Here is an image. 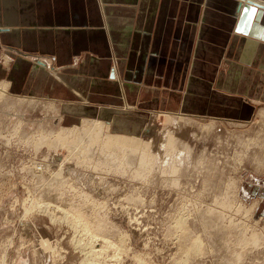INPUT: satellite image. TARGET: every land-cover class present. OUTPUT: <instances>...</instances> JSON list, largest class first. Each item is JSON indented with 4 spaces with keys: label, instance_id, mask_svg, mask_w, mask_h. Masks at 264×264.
Returning <instances> with one entry per match:
<instances>
[{
    "label": "rangeland",
    "instance_id": "374dc122",
    "mask_svg": "<svg viewBox=\"0 0 264 264\" xmlns=\"http://www.w3.org/2000/svg\"><path fill=\"white\" fill-rule=\"evenodd\" d=\"M6 99L0 264H264V243L247 239L252 231L264 238V216L238 194L251 174L263 173L264 118L157 113L138 134L148 144L141 161L140 148L113 154L89 144L82 121L111 131L109 122L88 118L70 127L51 100L10 88ZM63 129L66 143L56 137Z\"/></svg>",
    "mask_w": 264,
    "mask_h": 264
},
{
    "label": "crops",
    "instance_id": "0c3cea01",
    "mask_svg": "<svg viewBox=\"0 0 264 264\" xmlns=\"http://www.w3.org/2000/svg\"><path fill=\"white\" fill-rule=\"evenodd\" d=\"M0 80L70 127L264 118V0H0ZM262 171L238 194L264 216Z\"/></svg>",
    "mask_w": 264,
    "mask_h": 264
},
{
    "label": "bare ground",
    "instance_id": "6f19581e",
    "mask_svg": "<svg viewBox=\"0 0 264 264\" xmlns=\"http://www.w3.org/2000/svg\"><path fill=\"white\" fill-rule=\"evenodd\" d=\"M9 84L7 83V82H0V101L1 100H3L4 101V99H6V97H7V94H8V90H9ZM18 99H20V98H18ZM7 100V99H6ZM21 100H24L23 98L21 99ZM7 102H9V101H7ZM23 102V101H22ZM10 103V102H9ZM19 103H21L20 101H19ZM20 106H21V104H20ZM15 107H16V105H15ZM57 110V109H56ZM264 115V114H263ZM169 121H170V119H169ZM109 122V121H108ZM109 123H111V131H110V126L108 125V126H105L104 124H102V123H97V122H94V124H93V126H90V125H88L87 124V120H83L82 121V124H86L85 126L83 125V130H82V132L85 134L86 133V130L87 131H89L88 132V135H87V133L85 134V135H87V137H88V139H89V144L90 145H92L93 147L95 146V147H98V146H101L102 148H100L101 149V152H103L104 150H105V152L107 151L108 153H109V151H111L113 154H114V152L115 151H117L116 149H123L124 151H127L128 152V155L129 154H132L133 153V155H135L134 153H136L137 151H138V149L140 148L141 149V154L142 155H140L139 154V156H142L141 157V161H144L145 159H146V156H148L147 155V153H146V150H147V147H148V144H146V143H143L142 142V140H140L138 137H139V135H138V133L136 134V132H135V129H133L132 130V132L131 133H128L127 135L125 134L126 132H118L117 130H116V128H114V125H115V123H114V121H110ZM21 126V125H20ZM66 127V126H65ZM67 127H69V126H67ZM68 130V129H67ZM70 130V129H69ZM63 131H64V129H63ZM65 131H66V129H65ZM64 131V133H62V134H57L56 135V137L59 139V141L60 142H63V143H66L65 141H67V139H69L70 137L68 136V134H67V132H65ZM76 131V128H74L73 129V131L72 132H70L71 134L72 133H74ZM79 131V130H78ZM18 132V131H17ZM60 132V131H59ZM111 132H113V133H120V134H123V135H112L111 134ZM68 133H69V131H68ZM15 134V133H14ZM71 134H70V136H71ZM77 135H78V133H76ZM84 134H82V136L84 135ZM125 134V135H124ZM42 134H40V136H41ZM67 135V136H66ZM73 135V134H72ZM53 136H54V134H53ZM82 136H81V138H80V135H79V138H80V140L82 139ZM39 137V136H38ZM43 137V136H42ZM46 138H47V136H45ZM56 137H54V139H57ZM71 137H73V136H71ZM75 137H76V135H75ZM75 137H74V141H75ZM84 137V136H83ZM41 138V137H40ZM50 138V137H49ZM53 138V137H52ZM78 138V139H79ZM85 138V137H84ZM44 139L45 138H42L41 139V141H44ZM57 139V140H58ZM72 139V138H71ZM86 139V138H85ZM38 140V139H37ZM57 140H56V142H57ZM82 140H84V139H82ZM39 141V140H38ZM45 141H46V143H47V139H45ZM44 141V142H45ZM50 142H53V140L51 141V139L49 140ZM73 141V142H74ZM169 142H170V140H168ZM50 142H48V143H50ZM54 142H55V140H54ZM68 142V141H67ZM78 142H80L79 140H78ZM85 142V141H84ZM59 143V142H58ZM57 143V144H58ZM62 143V144H63ZM86 143H88V142H85V147L88 145H86ZM36 144H39V143H36ZM52 144V143H51ZM50 144V145H51ZM54 144V143H53ZM70 144V143H69ZM76 144V143H75ZM80 144V143H79ZM169 144V143H168ZM171 144V143H170ZM49 145V144H48ZM67 146H69L68 144H66ZM79 146V145H78ZM89 146V145H88ZM88 146H87V148H88ZM85 147H83L85 150H86V148ZM143 147V148H142ZM75 149V148H74ZM76 150V149H75ZM88 150H90V149H88ZM103 150V151H102ZM74 151V150H73ZM84 151V150H83ZM148 151V150H147ZM104 152V153H105ZM106 152V153H107ZM123 152V151H122ZM81 153V152H80ZM105 153V154H106ZM119 153V152H118ZM140 153V152H139ZM102 154V153H101ZM111 154V153H110ZM123 154V153H122ZM81 155V154H80ZM103 155V154H102ZM109 155V154H108ZM125 155V154H124ZM84 156H85V153H84ZM114 156V155H113ZM119 156V155H118ZM103 157V156H102ZM105 157H107V156H105ZM115 157V156H114ZM125 157V156H124ZM85 159H86V157H84ZM121 158V157H120ZM127 158V157H126ZM134 158H136V157H134ZM114 160V159H113ZM125 160V159H124ZM86 162V161H85ZM125 162V161H124ZM144 163V162H143ZM230 198V197H229ZM57 208V207H56ZM253 208V207H252ZM239 210H241L242 211V209L241 208H238ZM244 211V210H243ZM249 212L251 211V210H248ZM26 212V211H25ZM67 212V211H66ZM247 212V211H246ZM230 225V224H229ZM246 227V226H245ZM246 230V229H245ZM230 231V230H229ZM232 231H234L233 229H232ZM247 231V230H246ZM245 232V231H244ZM244 235V234H243ZM244 237V236H243ZM239 239V238H238ZM242 239V238H241ZM243 239H245V238H243ZM247 239H249V241H250V243L253 245L254 244V246H259V245H261V243H264V238L261 236V235H257V234H255V232H251V235H250V237L249 238H247ZM246 239V240H247ZM196 240V239H195ZM240 240V239H239ZM244 241V240H243ZM249 241L247 242L246 241V243H249ZM240 242V241H239ZM196 243H198V242H196ZM196 243H192V245L193 246H195L196 247V249H195V251H197V248L199 247V245H197ZM249 243V244H250ZM242 244H243V246H244V243L242 242ZM248 245V244H247ZM93 246V245H92ZM198 246V247H197ZM245 246H246V244H245ZM48 247V246H47ZM89 248V247H88ZM102 248H104V247H102ZM200 249V248H199ZM198 249V250H199ZM242 251V250H241ZM93 252V251H92ZM92 252H91V255H92ZM99 252V251H98ZM89 257V256H88ZM88 261V260H87ZM232 261V260H231ZM235 261V260H234ZM88 264V263H87ZM234 264V263H233Z\"/></svg>",
    "mask_w": 264,
    "mask_h": 264
}]
</instances>
